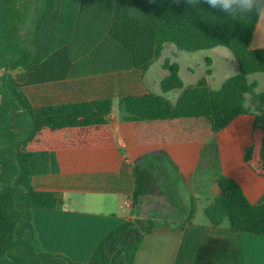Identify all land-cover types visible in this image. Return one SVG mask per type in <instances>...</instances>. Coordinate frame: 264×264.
<instances>
[{
	"label": "crops",
	"instance_id": "0c3cea01",
	"mask_svg": "<svg viewBox=\"0 0 264 264\" xmlns=\"http://www.w3.org/2000/svg\"><path fill=\"white\" fill-rule=\"evenodd\" d=\"M155 10L156 0H57L39 28L44 43L37 67L10 72L36 108L113 102L106 124L43 128L27 145L28 152L50 153L57 161V172L32 177L34 190L62 199L54 210L34 209L38 242L48 253L88 263L99 241L122 223L166 221L183 229L147 235L134 264H264V236L211 228L204 215L210 201L221 197L222 176L236 181L252 204L262 199L264 130L257 120L264 103L248 95V112L222 130L213 117L121 119V98L162 92L161 82L168 76L162 67L168 58L161 59L167 44L154 58ZM250 47L264 49V17ZM225 49H209L213 55L203 59L209 68L202 77L216 91L239 72ZM61 51L58 62L47 63ZM216 72L220 81L213 88ZM5 73L0 69V77ZM260 75L252 81L248 77L257 84L256 95L264 94ZM135 165L150 171L161 196L134 203ZM199 211L204 219L197 221ZM0 264L13 263L3 258Z\"/></svg>",
	"mask_w": 264,
	"mask_h": 264
},
{
	"label": "trees",
	"instance_id": "16d2710c",
	"mask_svg": "<svg viewBox=\"0 0 264 264\" xmlns=\"http://www.w3.org/2000/svg\"><path fill=\"white\" fill-rule=\"evenodd\" d=\"M56 1L0 0V69L6 71L0 77V259L8 258L13 264H134L147 235L182 230L184 225L128 220L99 241L88 263L44 251L33 226L34 209L54 210L62 199L55 193L34 190L32 177L57 172V161L50 153L28 152L27 145L43 128L106 124L113 107L111 100H98L36 108L10 74L17 68L37 67L39 47L44 43L39 28L46 14H53ZM199 8L204 11L190 7L185 0H156L154 58H159L165 44L186 52L224 47L233 54L239 72L217 91L209 86L207 77L185 87L179 64L167 59L162 65L168 71L161 82L162 92L181 90L177 101L154 93L123 97L119 100L123 121L213 117L216 129L222 130L248 112V95L264 103V94H255L257 84L248 82L250 75L264 74V49L250 47L260 17L253 13L248 19L233 21L205 3ZM216 16L224 17L223 21ZM63 53L47 63L58 62ZM149 64L143 65L144 71ZM210 74L208 71L207 76ZM257 123L264 130V114ZM261 156L264 167V140ZM134 175L135 204L143 197L162 195L149 170L135 165ZM218 186L221 197L204 209L210 227L264 236V195L252 204L241 186L228 176H222ZM195 211L191 209V218Z\"/></svg>",
	"mask_w": 264,
	"mask_h": 264
},
{
	"label": "rangeland",
	"instance_id": "374dc122",
	"mask_svg": "<svg viewBox=\"0 0 264 264\" xmlns=\"http://www.w3.org/2000/svg\"><path fill=\"white\" fill-rule=\"evenodd\" d=\"M176 49L175 53L172 55L171 50ZM228 51L227 49H225ZM229 52V51H228ZM230 53V52H229ZM213 52L212 50H201V51H196V52H186V51H181L178 50L173 44H167V47L165 49V53L163 54L161 59L168 58L172 62H177L180 65V76L182 81L184 82V85L186 87L192 86L193 84L195 85L197 80L200 79L204 72L209 68L207 64L204 62L205 57L212 56ZM231 55V53H230ZM232 59L233 56L231 55ZM160 59V61H161ZM235 61V60H234ZM235 63V62H234ZM191 70V71H189ZM155 73L159 75L160 70L156 71ZM160 76V75H159ZM218 72L215 74V80L212 81L211 86L213 88H216L217 84L219 83L220 80ZM261 77L260 74H255L249 77V80L252 81L253 79H258ZM151 79L150 74L147 76V81L149 82ZM157 94H162L160 89H157L155 91ZM181 94V91L179 90H174L171 91L167 94H163L165 98L169 99L172 102H176L179 95ZM182 213V209L178 210V214ZM196 220L199 221L200 219H204V215L201 211L197 213L195 216Z\"/></svg>",
	"mask_w": 264,
	"mask_h": 264
},
{
	"label": "clouds",
	"instance_id": "9594fccd",
	"mask_svg": "<svg viewBox=\"0 0 264 264\" xmlns=\"http://www.w3.org/2000/svg\"><path fill=\"white\" fill-rule=\"evenodd\" d=\"M185 2L199 11H204L199 8V5L205 3L210 9L219 10L224 17L233 21L248 19L253 13L257 17H264V0H185ZM224 17H217V19L223 21Z\"/></svg>",
	"mask_w": 264,
	"mask_h": 264
},
{
	"label": "built area",
	"instance_id": "2783aa9c",
	"mask_svg": "<svg viewBox=\"0 0 264 264\" xmlns=\"http://www.w3.org/2000/svg\"><path fill=\"white\" fill-rule=\"evenodd\" d=\"M125 207L130 208V204L129 203H126L125 204Z\"/></svg>",
	"mask_w": 264,
	"mask_h": 264
}]
</instances>
